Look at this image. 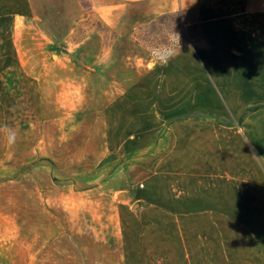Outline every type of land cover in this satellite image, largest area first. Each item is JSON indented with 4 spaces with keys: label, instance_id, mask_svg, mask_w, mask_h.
Listing matches in <instances>:
<instances>
[{
    "label": "rangeland",
    "instance_id": "rangeland-1",
    "mask_svg": "<svg viewBox=\"0 0 264 264\" xmlns=\"http://www.w3.org/2000/svg\"><path fill=\"white\" fill-rule=\"evenodd\" d=\"M92 2L0 0V264H131L144 240L199 234L154 230L146 193L222 190L214 160L146 165L155 137L139 135L159 107L146 94L163 65L151 49L191 47L195 13L121 34ZM201 234L238 250V231Z\"/></svg>",
    "mask_w": 264,
    "mask_h": 264
},
{
    "label": "crops",
    "instance_id": "crops-1",
    "mask_svg": "<svg viewBox=\"0 0 264 264\" xmlns=\"http://www.w3.org/2000/svg\"><path fill=\"white\" fill-rule=\"evenodd\" d=\"M92 10L103 12L108 26L121 34L167 14L195 13L200 31L192 46L179 49L150 74L146 94L155 97L150 103L158 99L159 107L139 135L155 137L143 147L159 153L146 156V165L170 167L176 153L175 160L183 162L175 166L195 168L214 160L223 169L222 190L145 194L151 215L160 217L154 230L199 234L144 240L130 263L233 264L235 253L238 264H264L263 3L93 0ZM194 114L200 118H183ZM215 216L224 217V223L209 218ZM232 217H239L234 227ZM220 231L239 232L238 250L233 251L231 235L201 234Z\"/></svg>",
    "mask_w": 264,
    "mask_h": 264
},
{
    "label": "clouds",
    "instance_id": "clouds-1",
    "mask_svg": "<svg viewBox=\"0 0 264 264\" xmlns=\"http://www.w3.org/2000/svg\"><path fill=\"white\" fill-rule=\"evenodd\" d=\"M176 37V43L180 45V36L178 33L174 32ZM166 51V55L163 53ZM151 54L160 64H167L170 59L176 55L175 47L171 46V43H166L162 46L154 47L151 49ZM159 54V55H158Z\"/></svg>",
    "mask_w": 264,
    "mask_h": 264
}]
</instances>
